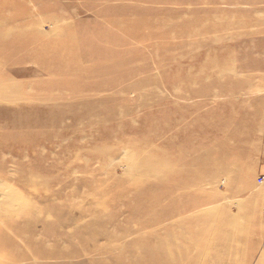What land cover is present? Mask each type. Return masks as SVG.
<instances>
[{
  "label": "rangeland",
  "instance_id": "374dc122",
  "mask_svg": "<svg viewBox=\"0 0 264 264\" xmlns=\"http://www.w3.org/2000/svg\"><path fill=\"white\" fill-rule=\"evenodd\" d=\"M156 248L264 264V0H0V264Z\"/></svg>",
  "mask_w": 264,
  "mask_h": 264
},
{
  "label": "bare ground",
  "instance_id": "6f19581e",
  "mask_svg": "<svg viewBox=\"0 0 264 264\" xmlns=\"http://www.w3.org/2000/svg\"><path fill=\"white\" fill-rule=\"evenodd\" d=\"M4 1H6V0H4ZM140 21V20H139ZM96 25H97V23H96ZM95 26V25H94ZM136 26H137V24H136ZM100 27V26H99ZM137 27H139V25L137 26ZM92 28V27H91ZM26 29V28H25ZM22 30V29H21ZM73 30V29H72ZM110 30V29H109ZM133 30H135V28H133ZM101 31H103V30H101ZM131 31V30H130ZM129 31V32H130ZM17 32V31H16ZM94 32V31H93ZM102 34H103V32H101ZM101 33H98V34H100V35H102ZM136 33V32H135ZM67 34V33H66ZM37 35V34H36ZM123 35V34H122ZM70 36V35H69ZM87 36V35H86ZM103 36V35H102ZM105 36V35H104ZM136 36H138L137 34H136ZM33 37V36H32ZM35 38H37L38 37V35H37V37L36 36H34ZM88 37V36H87ZM99 37V36H98ZM108 37V36H107ZM106 37V38H107ZM68 38V37H67ZM91 39H92V37H91ZM63 40V39H62ZM69 40V39H68ZM87 40V39H86ZM23 41V40H22ZM26 41V40H25ZM25 41H23V42H25ZM53 41V40H52ZM61 41V40H60ZM60 41H58L59 43H60ZM64 41V40H63ZM103 41V40H102ZM9 42H12V41H9ZM9 42H8V44H9ZM18 42V41H17ZM51 41H49V43H50ZM68 42V41H67ZM58 43V44H59ZM113 43H114V41H113ZM7 44V45H8ZM18 44V43H17ZM19 44H22L23 45V43L21 42V43H19ZM37 44V43H36ZM40 44V43H39ZM48 44V43H47ZM52 44H54V43H52ZM52 44H50V46L52 45ZM57 44V45H58ZM61 44V43H60ZM4 45H5V43H4ZM28 45V44H27ZM50 46L48 47V49H50ZM59 46V45H58ZM62 46V45H61ZM35 47V46H34ZM52 47V46H51ZM53 47L55 48L56 46H54L53 45ZM52 47V48H53ZM92 47V45L90 46V48ZM6 48V47H5ZM19 48H22V46H20V47H18L16 44H15V46H11L10 48H8L9 50H12V52L13 53H15V51L16 50H18ZM31 48V47H30ZM61 48V47H60ZM76 48V47H75ZM74 48V49H75ZM89 48V49H90ZM41 49V48H40ZM43 49H45V48H43ZM79 49V48H78ZM106 49V48H105ZM61 50V49H60ZM104 50V49H103ZM108 50V49H107ZM46 51H47V49H46ZM75 51V50H74ZM78 51V50H77ZM55 52V51H54ZM58 52H59V50H58ZM71 52H73V50L71 51ZM8 53V52H7ZM12 53V54H13ZM51 54H52V52H51ZM74 54V53H73ZM95 54V53H94ZM98 54V53H97ZM8 55V54H7ZM14 55V54H13ZM41 55V54H40ZM44 55V54H43ZM48 55V54H47ZM61 55V54H60ZM70 55V54H69ZM87 55V54H86ZM104 55V54H103ZM38 56V55H37ZM49 56V55H48ZM48 56H46V57H48ZM51 56V55H50ZM54 56H56V55H54ZM100 56V55H99ZM52 57H53V55H52ZM58 57H59V55H58ZM58 57H56V59L58 58ZM73 57H74V55H73ZM79 57V56H78ZM5 58V57H4ZM42 58H44V57H42ZM54 58V57H53ZM60 58H62V57H60ZM60 58H58L59 60H60ZM116 58V57H115ZM10 59V58H9ZM40 59V58H39ZM63 59V58H62ZM78 59V58H77ZM12 60H14L13 58H12ZM24 59L22 58V59H20V61H23ZM41 61H43L42 59H40ZM49 60H51L52 61V59H49ZM54 60V59H53ZM47 62H48V59L46 60ZM50 61V62H51ZM55 61V60H54ZM53 61V62H54ZM2 62V61H1ZM56 62V61H55ZM97 62H98V60H97ZM37 63H39L38 61H37ZM45 64H46V62H44ZM59 63H61V62H59ZM99 63H101L100 61H99ZM123 63V62H122ZM51 64H54V63H51ZM97 64V63H96ZM102 64V63H101ZM117 64V63H116ZM119 64V63H118ZM124 64V63H123ZM49 65H50V63H49ZM61 64H59V66H60ZM99 65V64H98ZM46 66V65H45ZM48 66V65H47ZM52 66V65H51ZM56 66V65H55ZM84 66V65H83ZM94 66H96V65H94ZM107 67L109 66V65H106ZM62 67V66H61ZM60 67V68H61ZM92 67V66H91ZM118 67H120V64L118 65ZM49 68V67H48ZM48 68H47V71H48ZM52 69L54 68V67H51ZM116 68V67H115ZM46 69V68H45ZM50 69V68H49ZM105 69V68H104ZM54 70H55V68H54ZM82 70V69H81ZM99 70V69H98ZM103 70V69H102ZM50 71V70H49ZM61 71V70H60ZM60 71H59V73H60ZM63 71H64V69H63ZM101 71V70H100ZM85 72V71H84ZM87 72V71H86ZM85 72V73H86ZM47 73V72H46ZM56 73V72H55ZM90 73V72H89ZM55 82V81H54ZM58 83V82H57ZM60 83V82H59ZM62 83V82H61ZM55 84V83H54ZM49 85V84H48ZM24 96V95H23ZM39 97V96H38ZM31 98V97H30ZM130 129H132V128H130ZM123 141V140H122ZM140 141L141 140H139L138 138H137V140H132L131 141V144L132 145H136L137 146V144H139L140 143ZM166 142H168V140L166 141ZM108 147V146H107ZM110 147H116V146H110ZM112 150V149H111ZM151 157V156H150ZM154 161H155V159H153ZM150 161L151 160H149V159H146V163H148V164H150ZM152 162V161H151ZM173 181H176V180H173ZM178 181V180H177ZM185 182V181H184ZM174 185H175V183H174ZM177 185V184H176ZM180 185H178V187H179ZM175 189V188H174ZM176 205V204H175ZM155 206L156 205H154V204H150L149 202H147L146 201V199H142L141 200V202H140V204H139V207L135 210V212L136 211H139V212H143V213H147V214H152L153 212H154V210H156V208H155ZM157 207V206H156ZM187 208H184V210H186ZM159 210V209H158ZM179 210H181V209H179ZM160 211H161V213H160V215L161 216H159L160 217V219H155V220H153V219H148V222L150 223V224H148V225H154L155 223H158V222H160V221H162L163 219H165V218H169V217H172V216H174L176 213L178 214V212H176V210H173V209H170V210H168V208L165 210V208H162V209H160ZM181 211H183V210H181ZM155 212H157V211H155ZM166 220V219H165ZM154 221H157V222H154ZM156 247V246H155ZM155 247L153 248V249H155ZM164 252H166V251H160L159 249H157L156 248V250H153V251H150V252H148V251H146V250H144V252H143V256L141 257L142 258V260H144L145 262H147V263H145V264H172V262L171 261H173V258H171V257H169V255L167 254V253H164ZM135 254V253H134ZM133 256V255H132ZM165 257L168 259V261L166 262V259H165ZM141 260V261H142ZM171 260V261H170ZM143 262V261H142ZM130 264V263H129Z\"/></svg>",
  "mask_w": 264,
  "mask_h": 264
}]
</instances>
